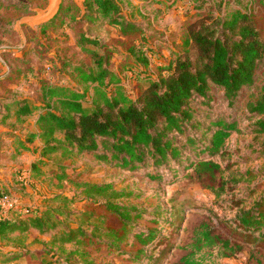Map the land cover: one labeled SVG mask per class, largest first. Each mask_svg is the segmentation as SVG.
Returning <instances> with one entry per match:
<instances>
[{
  "label": "trees",
  "instance_id": "1",
  "mask_svg": "<svg viewBox=\"0 0 264 264\" xmlns=\"http://www.w3.org/2000/svg\"><path fill=\"white\" fill-rule=\"evenodd\" d=\"M8 2L19 8L22 5L19 1ZM85 8L82 19L89 29L101 17L118 27L123 36L142 31L138 23L123 14L119 0H86ZM80 42L101 44L99 38L87 33L81 35ZM139 56L146 66L150 64L146 54L140 52ZM109 64V53L96 54V70L87 74L93 84L90 97L87 92L64 85L45 87V111L37 120L40 132L30 133L27 141L40 138L42 156L59 151L66 157L90 154L99 163L139 172L155 183L189 179L218 195L227 193L228 207L235 214L222 221L221 232L204 225L198 244H220L226 256L246 248L252 251L253 258L264 256V192L255 196L257 190L248 184L246 193H236L243 180H252L262 172L233 169L237 161L229 159L223 166L215 159H225L231 153L226 143L233 134L264 136V76L257 85L258 70L264 65V38L254 16L236 9L223 17L212 16L202 21L190 30L182 50L172 52L166 74L151 79L134 97L120 84V77ZM75 69L80 73L87 71L79 66ZM213 88L223 92L229 105H234L244 90H256L245 105L246 119L250 121L245 129L235 114L227 118L214 111ZM14 104L19 115L28 116L39 109L29 98L16 99ZM252 153L257 157L264 155V142L251 149ZM43 161L38 163L44 164ZM34 167L37 169V163ZM145 193L117 190L113 183H84L82 194L90 200L89 209L77 214L76 227L68 224L73 212L67 214L52 205L43 210L36 207L17 217H1L0 238L24 235L31 230L48 234L66 225L48 242L49 249L28 254L42 256L39 264H78L73 261L77 254L83 264H95L85 249L105 245L111 254L129 249V258L139 264L149 257L148 249L157 240L159 230L174 224L165 219V214L171 212L162 206L148 210L120 202L126 198L140 200ZM4 194L9 193L0 188V196ZM58 199L68 200L63 194L52 198ZM70 244L74 248L67 250L65 247ZM18 256L13 254L6 261ZM256 262L260 264L258 259ZM176 264L196 263L185 256Z\"/></svg>",
  "mask_w": 264,
  "mask_h": 264
},
{
  "label": "rangeland",
  "instance_id": "2",
  "mask_svg": "<svg viewBox=\"0 0 264 264\" xmlns=\"http://www.w3.org/2000/svg\"><path fill=\"white\" fill-rule=\"evenodd\" d=\"M13 1L21 2V7L11 5L8 0H0V74L3 77L0 81L7 86L10 84L8 79L13 78L11 83L20 87L16 95L31 96V100L39 106L36 112L28 116L33 121L26 124L28 132L31 130L29 126H37L35 120L45 111V87L64 85L76 91L87 92L90 97L93 84L87 79V74L96 70L97 53H109V68L120 77V84L134 97L151 79L166 74V65L172 52L181 51L190 30L212 16L223 17L236 9L246 10L254 16L256 26L264 38V0H119L123 14L138 23L142 29L140 33L128 36H123L118 27L110 25L101 17L89 29L75 0H63V11L60 13V7L53 18L39 24L28 23L23 19L45 9L49 0ZM86 33L99 38L101 44L81 43L80 37ZM105 47L115 51L108 52ZM190 49L193 53L196 51L193 45ZM140 52L146 54L150 60L149 65L146 66L140 60ZM78 66L86 69V73L78 72L75 69ZM263 76L264 65H261L257 85L263 82ZM255 91L244 90L235 104L229 105L223 92L213 88L212 101L216 103L213 109L227 118L235 114L241 128L245 129L250 123L246 119L245 105L251 98V92ZM17 123L21 129L23 124ZM246 133L233 134L226 143V148L231 153L225 159L219 156L215 159L223 166H226L229 159L237 161L233 169L262 172L252 180H243L239 184L242 189L236 192L243 195L250 184L257 190L255 196H259L264 192V155L257 157L256 154H250V151L264 142V136ZM37 142L41 144L39 140ZM38 144L34 145L36 152ZM245 154L248 156L243 160ZM36 158L33 164L37 163V169L36 166L30 168L31 184L24 186L19 177L17 178L19 192L24 193L29 200L28 209L31 211L36 207L41 210L51 205L60 207L64 213L73 212L68 217V224L76 227L79 222L77 214L89 209L90 200L82 194L83 184L113 183L117 190L146 192L140 200L126 198L120 202L137 204L148 210L162 206L171 212L165 214V219L172 220L174 224L159 230L157 240L148 249L149 257L139 264H176L185 256L190 257L196 264H259L256 259L264 264V256L251 257L252 251L249 248L226 256L223 254L226 251L220 244H198L204 225H208L215 232H221L222 221L235 214V210L228 207L227 193L218 195L189 179L155 183L139 172L124 171L99 163L90 154L66 157L59 151L48 155L43 161L44 164H39ZM19 170L18 176L24 169ZM25 187L29 192H25ZM57 194L67 196L68 200H52ZM17 201L20 203L18 199ZM21 209L26 210L12 208L9 214L17 217L18 213L25 212H21ZM141 225L144 226L145 223L142 221ZM64 227L48 234L31 230L24 235L17 233L6 239L0 238V250L3 251L0 264H39L42 256H30L28 253H42L49 249L48 242L55 233L64 230ZM65 248L72 250L74 247L70 244ZM85 250L90 252L89 258L95 264H135L129 258V249L121 254L108 253L105 245L99 248L87 247ZM13 254H19L18 258L6 261ZM73 261L83 264L79 254L73 256Z\"/></svg>",
  "mask_w": 264,
  "mask_h": 264
},
{
  "label": "crops",
  "instance_id": "3",
  "mask_svg": "<svg viewBox=\"0 0 264 264\" xmlns=\"http://www.w3.org/2000/svg\"><path fill=\"white\" fill-rule=\"evenodd\" d=\"M11 71V69H9ZM3 78L0 74V79ZM8 81L10 84L4 86L0 81V188L4 189L6 192L13 194L12 198L16 201L19 200L18 208H26L28 209L30 206L28 204L29 200L26 199L24 193L19 192V184L17 178L19 177L17 172L19 169H30L34 166L33 162L36 160L43 159L45 160L47 156H42V146L43 141L40 138H37L33 142H28V135L30 133H39L40 128L37 123V119L35 120V124L37 126L31 128L29 132L27 130L26 124L30 118L28 116L19 115L17 113V106L14 104L16 99L29 98L32 99L31 96L19 97L16 95L18 93V89L20 87L13 85V78H9ZM27 91V88H23ZM36 112V111H35ZM40 116V114H39ZM17 122H21L23 126L21 129ZM29 133V134H27ZM37 140L41 142L38 144ZM38 144L37 152L34 150V145ZM34 155V156H33ZM31 159L33 161H31ZM30 161V162H29ZM25 192H29L28 188L25 187ZM18 202V201H17ZM25 211L23 209L20 210ZM19 214V213H18ZM4 216L14 217L11 213L9 214V210L6 212Z\"/></svg>",
  "mask_w": 264,
  "mask_h": 264
},
{
  "label": "water",
  "instance_id": "4",
  "mask_svg": "<svg viewBox=\"0 0 264 264\" xmlns=\"http://www.w3.org/2000/svg\"><path fill=\"white\" fill-rule=\"evenodd\" d=\"M63 0H49L48 6L39 11L36 15L24 17L23 21L33 24H39L53 18L59 11ZM77 6L82 11V16L86 12L85 1L86 0H75Z\"/></svg>",
  "mask_w": 264,
  "mask_h": 264
},
{
  "label": "built area",
  "instance_id": "5",
  "mask_svg": "<svg viewBox=\"0 0 264 264\" xmlns=\"http://www.w3.org/2000/svg\"><path fill=\"white\" fill-rule=\"evenodd\" d=\"M19 179L24 186H29L32 182L31 169H24L21 172ZM17 203L18 202L9 194H4L3 196H0V218L3 217L8 210L16 208L18 205ZM27 211L28 209L25 210V212Z\"/></svg>",
  "mask_w": 264,
  "mask_h": 264
}]
</instances>
